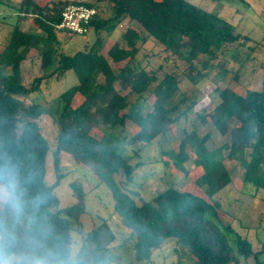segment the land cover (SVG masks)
Returning a JSON list of instances; mask_svg holds the SVG:
<instances>
[{
    "label": "trees",
    "instance_id": "obj_1",
    "mask_svg": "<svg viewBox=\"0 0 264 264\" xmlns=\"http://www.w3.org/2000/svg\"><path fill=\"white\" fill-rule=\"evenodd\" d=\"M100 1L103 0H48L45 3L0 0L13 7L20 19L26 16L42 19L48 32L45 36L38 35L16 25L8 46L0 51V183L7 184L11 179L18 185L24 208L22 224L0 213V225L17 231L30 225L35 232L50 224L57 235L64 237L80 227L85 211V192L81 186L71 184L77 202L70 206L60 207L53 194V189L64 178L61 163L62 155L66 154L74 162L88 166L99 182L110 189L113 212L133 238L135 261L149 262L153 251L171 237L187 249L194 264H240V257L248 259L256 255L252 242L240 234L235 235V246L230 243L219 225L222 222L218 212L220 202L216 199L210 201L169 185L152 200H137L138 193L131 194L115 176L120 173L126 180H132L140 164L133 165L130 160L140 149L126 155L119 142L111 138V135L119 136L123 137V144L140 142L143 145L157 137L166 138L195 103L185 95L175 101L180 76L176 68L182 67L184 77L198 84L205 78L204 70L211 62L230 45L246 41V35L219 13L189 0H107L114 12L108 18L101 16ZM70 3L96 8L89 32L110 31L112 25L128 20L131 24L123 34L125 45L114 40L103 53L100 50L103 43L97 36L87 49H78L73 54L56 51L51 44L58 40V33L70 34L55 27ZM139 41L141 46L137 45ZM148 43L145 57H139L140 48ZM42 44L45 47L41 68L47 70L53 65V69L34 78L27 86L23 83L21 63L28 58V50ZM150 57H162L173 63V68L163 62L151 65ZM121 63L115 71L112 64ZM7 67L10 70L5 72ZM261 67L260 89L248 88L244 95L220 90L221 100L209 117L221 135H228L222 145L228 148L226 154H222L223 159H238L244 167L243 182L264 189V64ZM72 69L78 81L60 94L54 106L25 104L45 80ZM116 83L122 90L134 93L135 101L130 102L128 94H122ZM157 91L159 93L152 98ZM77 94L83 99L73 106ZM145 103L152 107L150 112H142ZM45 114L53 116L57 128L54 149L39 125V118ZM128 121L131 122L129 131L135 125L138 130L126 136L123 130ZM238 125L242 126V131L238 130ZM99 126L107 127L100 137L92 133ZM195 136L194 131H184L175 164L183 165L188 159L186 147L193 145ZM208 139L210 133L201 137L202 142ZM222 146L196 153V163L203 171L194 178V183L210 197L231 181L226 167L221 175L214 174L211 156ZM50 152L56 174L52 186L45 183L46 159ZM115 240L116 235L106 221L94 225L83 237L90 264H123L113 251ZM10 247L0 244V260L9 257ZM22 247V244L17 245L16 250Z\"/></svg>",
    "mask_w": 264,
    "mask_h": 264
},
{
    "label": "rangeland",
    "instance_id": "obj_2",
    "mask_svg": "<svg viewBox=\"0 0 264 264\" xmlns=\"http://www.w3.org/2000/svg\"><path fill=\"white\" fill-rule=\"evenodd\" d=\"M38 1L45 3L48 0ZM189 1L209 11L219 13L221 17L236 25L238 31L246 35V41L230 45L226 51L219 54L211 62V65L204 70L205 78L198 84H193L184 77L181 73L182 67L176 68V72L180 76L179 92L175 101L185 95L189 99H193L195 103L186 116L180 119L177 127L172 128L166 138L157 137L150 144L144 145L140 142L123 144L125 142L123 137L111 135V138L119 142V147H122L126 155H132L136 148L140 149L139 154L130 160L133 165L140 164L134 170L132 180H126L120 173L116 174L115 177L123 187L128 188L131 194L134 191L138 193L135 197L139 201L152 200L154 196L169 185H174L178 189L189 190L192 194L210 201L218 200L220 202L219 218L222 221L219 225L230 243L235 246V235L240 234L252 242L254 253H257L248 259L240 257V264H264V189L243 182L244 167L238 162V159H223L222 154H226L228 148L222 145L228 139V135H221L210 122L209 117L213 108L221 100L220 90L228 89L235 94L244 95L248 88H261L263 77L261 65L264 64V0ZM98 4L103 18L113 16L114 12L110 2L103 0ZM9 21L11 20L9 19ZM130 24L128 20H124L117 26L112 25L110 31L101 30L96 34L92 30L85 36L58 33V40L51 46L60 53L73 54L78 49L89 48L98 36L103 43L100 50L106 53L114 40L125 45L123 34ZM21 25L24 26L23 23ZM25 26V30H30L38 35L45 36L48 33L43 20L37 16H29ZM12 30L11 25H1L0 51L8 46ZM137 45L141 46L140 41L137 42ZM149 46L148 43L141 47L138 56L145 57L144 51ZM44 47L45 45L42 44L37 49L28 50V58L21 63L23 83L27 86L31 85L34 78L49 73L53 69V65L47 70L41 68V56ZM149 62L151 65H158L160 62L168 63L173 68V63L164 60L162 57H150ZM121 65L122 63L112 64V67L117 71ZM9 70L10 68L7 67L5 72ZM77 81L78 77L73 69L59 75H53L42 83L39 90L29 95L25 104L39 103L41 106H54L60 94ZM115 86L122 94H128L130 102L135 101L136 95L129 89L122 90L118 83ZM158 93L159 91L152 98H155ZM82 99L83 96L77 94L73 106ZM151 110L152 107L148 103L142 105L143 113ZM39 125L42 133L54 149L57 128L53 116L42 115L39 118ZM130 125L131 122L128 121L126 130H123L126 136L138 130L135 125L129 131ZM232 126L233 123L230 124V127ZM105 129L107 127L99 126L93 129L92 133L100 137ZM238 130H243L241 125H238ZM184 131L187 133L194 131L197 136L194 137L193 145L188 144L186 147L188 159L183 165H177L175 164V154L179 151V143L183 138ZM207 133H210V139L202 142L201 137ZM164 139L166 140L161 144ZM221 146L222 148L214 156H211L215 166L214 174L221 175L227 168L230 172L231 181L216 195L210 197L202 187L194 183V178L203 171L196 163V153L204 148L210 151L219 149ZM61 164L64 178L59 186L53 189L54 197L58 199L60 207L70 206L77 202L71 187L72 183L81 186L85 192V211L81 215L80 227L73 233H78L83 238L94 225L106 221L116 235V240L112 244L113 251L119 256L123 264H194L187 249L177 244L174 237L169 238L160 248L155 249L149 262L135 261L132 249L133 238L113 212V198L108 186L99 182L88 166L74 162L66 154L62 155ZM55 180L56 174L50 152L46 159L45 183L47 182L48 186H52ZM0 185L2 184L0 183Z\"/></svg>",
    "mask_w": 264,
    "mask_h": 264
},
{
    "label": "clouds",
    "instance_id": "obj_3",
    "mask_svg": "<svg viewBox=\"0 0 264 264\" xmlns=\"http://www.w3.org/2000/svg\"><path fill=\"white\" fill-rule=\"evenodd\" d=\"M0 213L22 224L23 201L18 195V185L11 179L0 185ZM0 244L11 246L9 257L0 260V264H90L83 238L78 233L68 237L57 235L50 224L35 232L30 225L23 231L0 225ZM20 244L23 247L16 250Z\"/></svg>",
    "mask_w": 264,
    "mask_h": 264
},
{
    "label": "built area",
    "instance_id": "obj_4",
    "mask_svg": "<svg viewBox=\"0 0 264 264\" xmlns=\"http://www.w3.org/2000/svg\"><path fill=\"white\" fill-rule=\"evenodd\" d=\"M96 14L95 7L70 3L63 10L61 21L55 27L66 30L71 34L86 35Z\"/></svg>",
    "mask_w": 264,
    "mask_h": 264
},
{
    "label": "crops",
    "instance_id": "obj_5",
    "mask_svg": "<svg viewBox=\"0 0 264 264\" xmlns=\"http://www.w3.org/2000/svg\"><path fill=\"white\" fill-rule=\"evenodd\" d=\"M0 6H1L0 7V17L2 18L0 20V28H1L2 24L6 25V26L11 25L12 29H14V27L16 25H19L23 30H25L27 28V26H25V24L28 21L29 16H26V17H23L20 19L19 14L17 12H15L14 8L8 7L4 3H2ZM9 19L11 21H9ZM21 23H23L26 28L24 26H22ZM29 32H31V31L29 30ZM0 36H1V34H0Z\"/></svg>",
    "mask_w": 264,
    "mask_h": 264
}]
</instances>
